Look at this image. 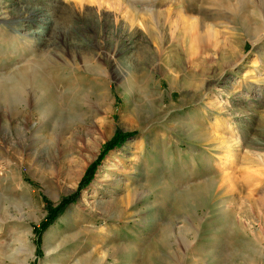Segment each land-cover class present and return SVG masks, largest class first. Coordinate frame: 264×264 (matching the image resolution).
I'll return each mask as SVG.
<instances>
[{
    "label": "rangeland",
    "instance_id": "374dc122",
    "mask_svg": "<svg viewBox=\"0 0 264 264\" xmlns=\"http://www.w3.org/2000/svg\"><path fill=\"white\" fill-rule=\"evenodd\" d=\"M0 264H264V0H0Z\"/></svg>",
    "mask_w": 264,
    "mask_h": 264
},
{
    "label": "bare ground",
    "instance_id": "6f19581e",
    "mask_svg": "<svg viewBox=\"0 0 264 264\" xmlns=\"http://www.w3.org/2000/svg\"><path fill=\"white\" fill-rule=\"evenodd\" d=\"M118 200V199H117ZM28 238H27V236L22 240V241H20V245H19V247L17 248V249H15L16 250V252H21V253H23V254H26L27 255V257L29 256V255H31V254H33L32 253V251L30 250V242H28V240H27ZM90 254V253H89ZM87 259V258H86ZM93 259V258H92ZM79 262V261H78ZM89 262H90V260H89Z\"/></svg>",
    "mask_w": 264,
    "mask_h": 264
},
{
    "label": "trees",
    "instance_id": "16d2710c",
    "mask_svg": "<svg viewBox=\"0 0 264 264\" xmlns=\"http://www.w3.org/2000/svg\"><path fill=\"white\" fill-rule=\"evenodd\" d=\"M115 142V141H114ZM114 142H112V143H114ZM88 172H89V169H88ZM58 210V209H57Z\"/></svg>",
    "mask_w": 264,
    "mask_h": 264
}]
</instances>
